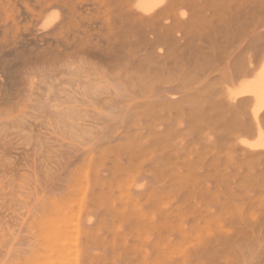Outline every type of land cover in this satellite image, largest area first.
Returning <instances> with one entry per match:
<instances>
[{"label":"rangeland","instance_id":"rangeland-1","mask_svg":"<svg viewBox=\"0 0 264 264\" xmlns=\"http://www.w3.org/2000/svg\"><path fill=\"white\" fill-rule=\"evenodd\" d=\"M45 3L0 0V76L19 77L0 88V264H264V157L232 141L234 100L146 98L95 53L27 59ZM254 21L262 43L264 6Z\"/></svg>","mask_w":264,"mask_h":264},{"label":"bare ground","instance_id":"bare-ground-1","mask_svg":"<svg viewBox=\"0 0 264 264\" xmlns=\"http://www.w3.org/2000/svg\"><path fill=\"white\" fill-rule=\"evenodd\" d=\"M263 6L262 0H46L41 26L14 48L54 69L95 53L149 99L229 95L240 124L232 141L240 140L250 157H264V41L253 37ZM14 75L0 76V88L14 87Z\"/></svg>","mask_w":264,"mask_h":264}]
</instances>
